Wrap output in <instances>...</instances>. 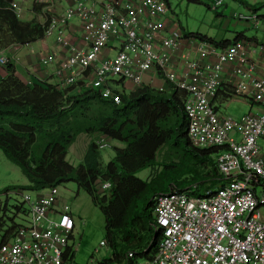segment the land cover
Here are the masks:
<instances>
[{"label": "built area", "instance_id": "built-area-1", "mask_svg": "<svg viewBox=\"0 0 264 264\" xmlns=\"http://www.w3.org/2000/svg\"><path fill=\"white\" fill-rule=\"evenodd\" d=\"M36 2L49 12L54 1ZM69 2L62 14L46 19L44 38L55 35L56 42L70 53L55 70L58 86L86 82L118 104L117 82L130 80L138 87L144 84L145 73L155 72L187 93L184 108L192 145L222 148L216 163L225 183L206 188L200 196L192 194L196 185L157 194L152 210L155 230L161 235L157 251L143 259L130 251L127 257L133 264H264V160L258 145L264 138V113L236 120L220 116L212 104L225 65L234 63L240 77L235 92L248 94L250 86L253 99L264 106V77L252 76L256 65L248 62L244 42L218 49L192 39L195 55L174 58L185 39L182 30L165 19L166 0ZM220 4L217 0L213 8ZM11 7L20 16L19 3L11 0ZM237 18L257 23L254 14ZM75 19L81 24V47L72 45L66 35ZM106 49L113 53L106 54ZM55 57L49 54L42 64ZM6 62L0 58L1 65ZM90 72L93 77L88 79ZM104 141H98L100 148L107 146ZM109 187L110 183H103L101 190ZM22 199L29 216L0 247V264H67L75 219L70 206L60 203L59 188L36 193L34 199L26 193Z\"/></svg>", "mask_w": 264, "mask_h": 264}, {"label": "trees", "instance_id": "trees-1", "mask_svg": "<svg viewBox=\"0 0 264 264\" xmlns=\"http://www.w3.org/2000/svg\"><path fill=\"white\" fill-rule=\"evenodd\" d=\"M238 1L251 10L264 5V2L251 5L245 0ZM41 7L37 4L34 10L37 12ZM48 24L49 21L41 22L37 18L25 20L11 7V0H0V51L43 39ZM182 34L184 39L208 42L217 48L244 39L242 33L234 41H218L186 31ZM4 70L0 78V151L29 181L12 185L3 193H40L75 183L104 215L105 242L113 249V255L99 264H133L127 257L130 251L136 254V259L156 253L161 238L152 215L157 194L196 185L192 194L200 196L206 188L225 183L216 163L222 148L192 145L184 108L187 93L171 83L165 81L163 89L142 84L127 91L124 81L117 82L121 101L116 104L104 98L99 90L87 88L86 82L69 87L38 79L26 83L17 75L13 63L4 64ZM221 94L227 101L248 99L237 94L235 87L221 83L213 105ZM80 134L94 138L82 163L73 166L67 160L68 150ZM100 139L125 144L123 148L113 147L115 156L106 165L101 162ZM178 142L184 144L183 152L177 147L168 148V156L158 163L159 151ZM158 166L161 170L149 181L136 176L139 171ZM165 175L173 183L168 182L166 188L162 181ZM106 182L110 187L101 190ZM148 190L151 194L146 196ZM139 199L143 201L142 206L137 204ZM6 207L7 204L0 215V247L10 241L21 224L5 217ZM13 208L16 213L24 214L22 221H27L29 208L24 202ZM72 257L73 251L69 259Z\"/></svg>", "mask_w": 264, "mask_h": 264}, {"label": "rangeland", "instance_id": "rangeland-1", "mask_svg": "<svg viewBox=\"0 0 264 264\" xmlns=\"http://www.w3.org/2000/svg\"><path fill=\"white\" fill-rule=\"evenodd\" d=\"M217 0H167L169 11L165 19L172 27L181 29L183 32L199 33L212 39H233L238 32H247L250 35H255L259 31L253 27H248L246 22L235 17L238 12H247V9L238 0H221V4L213 8ZM250 2V0H245ZM262 0H259L261 2ZM259 11H264V6H261ZM77 20V19H75ZM53 37V36H51ZM198 41V40H196ZM39 44V41L32 43ZM147 80L145 83H148ZM127 91L135 88V85L130 80L124 81ZM155 87V83H152ZM87 88H93L91 84L86 85ZM156 88V87H155ZM230 113L235 114L234 105L229 107ZM94 137L90 135H80L77 137L68 151L67 160L73 166H78L82 163L89 143ZM107 146L100 148L101 162L103 165L108 164L115 156L114 146L123 148L125 144L105 139ZM176 146L166 145L157 154L158 163H162L168 156V148L177 147L180 152L184 150L182 142L175 143ZM73 149V150H72ZM175 151V149L173 150ZM161 167L156 169L147 168L139 171L136 176L142 180L149 181L151 176L154 177ZM179 173V170L176 172ZM180 177V175H179ZM164 178V179H163ZM28 178L23 174L20 168L11 163L6 156L0 151V194L6 199L7 207L4 211L6 218H12L15 223L23 222L24 214L16 213L13 206L17 203H23V194L28 193L33 199L36 193L26 191H11L6 193L5 190L12 185H23L28 183ZM163 187L166 188L169 183L167 175L162 177ZM169 182V183H168ZM168 184V185H167ZM59 198L65 201L72 207L73 216L75 218V231L72 239L69 241V246L72 247L73 257L67 261V264H99L102 259L112 258L113 249L106 243L102 246L101 241H106L105 219L101 210L94 205L91 197L83 190H79L75 183H66L58 187ZM188 188V187H187ZM185 188V189H187ZM151 191L146 192V196L150 195ZM137 204L142 206V199L137 200ZM25 207L28 206L25 204ZM1 211V210H0ZM261 213L264 216V207L261 208ZM3 212H0L2 215ZM7 224H10L7 221ZM1 234V232H0Z\"/></svg>", "mask_w": 264, "mask_h": 264}, {"label": "crops", "instance_id": "crops-1", "mask_svg": "<svg viewBox=\"0 0 264 264\" xmlns=\"http://www.w3.org/2000/svg\"><path fill=\"white\" fill-rule=\"evenodd\" d=\"M15 1H17L20 5L21 18L25 20L37 18L41 22L46 21V19L50 15L62 14L71 4L69 0H53L54 2L51 5V9L49 10V12L45 11L44 8L42 7L40 10L36 12L34 10L35 5H37L36 0H15ZM263 2L264 0H262L261 2H259V0H250V2L248 3L251 5H258ZM246 9L247 12H238L237 14H235L236 15L235 17H237L239 14L256 15L257 23L246 22V24L247 23L250 24L247 26L248 27L251 26L255 28V30L259 31V33L255 35H250L247 32H238V33H242L243 38L245 39V40L243 39L242 41L244 42L248 51V57H249L248 62L250 64L256 65V70L253 73H251L252 76L255 78H263L264 77V11L263 12L259 11L261 7L253 10L246 7ZM238 33L234 35L235 38L233 39L220 38L217 40L234 41ZM66 35L68 36V39L70 40L72 45L77 47H81L83 45L81 24L79 23V21L77 20L71 21L69 27L67 28ZM52 36L53 37L49 36L39 40L38 45L37 44L33 45L32 43L26 46L11 45L10 47L0 51V58L4 57L6 58L8 63H13L15 65L17 75L26 83H30L32 80L38 79V80H45L51 84L57 85L58 78L55 74V70L59 66L60 62L66 59L70 53H69V48L61 47L56 42L55 35ZM189 41H192V39H185V41H183L180 50L173 53L174 58H179L183 54H188L190 57H193L195 55L196 53L195 44H191ZM218 49H222V48H218ZM104 52L106 54L113 53V51L110 52L109 49H106ZM52 53L56 55L55 60L44 66L42 64V59L46 58V56ZM246 66L247 64L244 65L245 68ZM236 67L237 65L234 63L225 65L224 70L221 74L222 84H224L227 87L236 86L237 82L240 80V77L235 73ZM4 74H5L4 64L3 65L0 64V78L3 77ZM92 77L93 74L90 72L87 78L90 79ZM147 80L149 81L148 82L149 85H153L152 83H155L154 85L156 88L166 87L165 79L162 76L157 75L155 72L145 73L143 75V83L146 84L145 82ZM247 91L248 94H243V96L247 97L248 99L235 98L227 101L226 99L223 98L222 94L219 95V97L214 102L215 110L218 112L220 116H230L236 120L241 119L246 114H263L264 106L253 99L252 93L250 92L251 91L250 86H248ZM232 105H234L235 114L230 113L229 107H231ZM80 135H87V134H80ZM86 140L88 141L87 144L90 143L89 139ZM258 145L260 147L261 157L264 160V138L258 140ZM72 146H74V143L71 145V147ZM7 196L8 195H6V199L4 200V198L1 197L0 194V210L3 207H5V205L7 204L6 203ZM59 201L60 203H65V201L60 198ZM70 210L73 216V210L71 206H70Z\"/></svg>", "mask_w": 264, "mask_h": 264}]
</instances>
